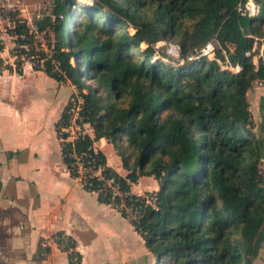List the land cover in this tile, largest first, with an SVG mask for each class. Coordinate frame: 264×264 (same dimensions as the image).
<instances>
[{
	"label": "trees",
	"instance_id": "16d2710c",
	"mask_svg": "<svg viewBox=\"0 0 264 264\" xmlns=\"http://www.w3.org/2000/svg\"><path fill=\"white\" fill-rule=\"evenodd\" d=\"M246 1L91 0L74 14L78 1L54 0V19L44 17L34 29L15 18L9 29L25 57L17 59V73L29 62L74 85L83 99L91 135L66 140L65 109L55 125L70 175L79 177L73 153L94 158L101 176L87 173L83 187L124 217L108 181L123 193L141 176L157 181L155 208L143 205L141 216L129 219L151 264H252L264 240V143L247 98L252 83L264 80V0H254L253 16L238 10ZM38 33L45 49L36 46ZM159 41L176 43L178 56L156 48ZM210 41L215 58H193ZM255 47L262 48L258 65ZM1 69L13 67L0 57ZM100 138L125 175L95 147ZM62 236L69 264H78L71 237L53 240ZM48 252L40 240L39 258Z\"/></svg>",
	"mask_w": 264,
	"mask_h": 264
},
{
	"label": "crops",
	"instance_id": "0c3cea01",
	"mask_svg": "<svg viewBox=\"0 0 264 264\" xmlns=\"http://www.w3.org/2000/svg\"><path fill=\"white\" fill-rule=\"evenodd\" d=\"M10 48L8 44L0 54L5 64ZM43 74L29 62L21 74L14 68L0 70V264H69L68 253L52 241L57 233L73 239L81 264H151L129 219L100 203L66 169L55 125L77 89L54 79L57 90L51 96L39 83L50 81ZM62 87L67 90L57 97ZM256 103L257 115H252L264 141V90ZM94 145L111 166L104 152L110 144L100 138ZM139 182L131 185L132 193L158 189L157 181L146 189ZM40 240L49 245L43 259L38 256Z\"/></svg>",
	"mask_w": 264,
	"mask_h": 264
},
{
	"label": "built area",
	"instance_id": "2783aa9c",
	"mask_svg": "<svg viewBox=\"0 0 264 264\" xmlns=\"http://www.w3.org/2000/svg\"><path fill=\"white\" fill-rule=\"evenodd\" d=\"M258 5L254 0H247L243 6H239L238 10L242 15L253 16L257 12ZM27 5L24 0H0V54L2 49L8 46V43H12L11 48L9 49V62L13 68L16 66L17 59H25L24 56H19L17 52L16 44L14 42V36L9 32V29L13 26V21L15 18H20L22 20L27 19ZM38 15V14H37ZM163 41L157 42L154 46L158 48L159 43ZM169 52L168 54L177 57L178 56V45L172 41L168 42ZM215 44L213 41L205 44L199 51L193 56V58H200L202 56H206L209 59H214L215 54ZM31 58V57H27ZM223 66V65H222ZM227 67V65H225ZM231 70H238L239 67H229ZM262 80H259L261 83ZM83 99L79 95L78 92L74 93L69 97L65 105V112L67 114V125L62 128V132L66 133V140L73 141L77 136L82 135L84 133L92 134L90 127L86 122L83 121L81 110H82ZM94 152L96 148H93ZM74 165L76 166L79 177H77L80 182H84L86 179V174L90 173L91 175L101 176V167L94 168L91 163L94 158H91L90 155L84 154H76L72 155ZM90 158V159H86ZM112 181L109 180L108 184L110 186L112 196L118 197L120 199L118 208L121 209L128 219H137L142 214L141 207L146 204H150L153 208H155L154 196L152 193L146 194H135L134 198L132 197V193L130 192H121L119 186L116 184L110 185ZM128 196V203L126 204L124 200ZM140 203V204H139ZM142 203V204H141ZM57 242V246L65 247L67 244V238L62 236L57 238L55 241ZM56 244V243H55ZM43 254V253H42ZM73 262H78L76 259H73ZM81 264V261L78 263Z\"/></svg>",
	"mask_w": 264,
	"mask_h": 264
},
{
	"label": "rangeland",
	"instance_id": "374dc122",
	"mask_svg": "<svg viewBox=\"0 0 264 264\" xmlns=\"http://www.w3.org/2000/svg\"><path fill=\"white\" fill-rule=\"evenodd\" d=\"M76 1H78L79 3L75 6H73L74 7V10H73L74 14H76L77 12H80V10L82 8H84L85 6H88V4L90 3L91 0H76ZM24 2L26 3L27 10H28L26 12L27 19H25V21L32 28L36 29V22L38 20L44 18V17H50L51 19H54V17H55V15L53 13V7L55 4L54 0H24ZM131 32H132V30H131ZM36 38H37L36 39L37 41L35 43H36L37 48H39V46H38V42H39L40 47L45 49L46 48V39L43 37V33H38L36 35ZM13 40H15V39H13ZM8 44H9V46L12 45V43H10V42ZM142 47H144V45ZM158 48H160L166 54H168V52H169L168 42L159 43ZM252 51L254 53L252 56L253 61L256 65H258V58L262 54V48L257 49L255 47ZM162 58L165 62H168V60L166 58H164V57H162ZM43 75L46 79H49L50 81L49 82L48 81L43 82L42 80H40L39 83H41L42 86H46L45 88L49 89V93L52 96V94L54 92H56V90H57V87H56L57 83H56V81H54L53 78L47 76L46 74H43ZM261 83L262 84H260L259 81H257V80L254 81L252 83L250 90L248 91V100L250 102V109L255 114V116L257 115V112H256L257 111V103H256L257 93L260 90H264V80H262ZM72 86H74V85H72ZM66 90H67V87H65V88L62 87V89L60 90L57 97H60V95L62 93H65ZM76 92H78V91H76ZM73 94L74 93H72L71 95H73ZM69 97H68V99H69ZM255 131H256L258 138L261 141V143H264V141H262L263 136L261 134H258L257 128L255 129ZM112 148L113 147L111 144L108 145V147L104 148V152L109 157L110 165L112 166V168H115L116 170H118V172H120L121 174H125L126 170L120 164L121 163L120 157L114 152V150ZM263 153H264V147H263ZM261 168L264 171V160L261 163ZM139 179H140L139 186H141L143 189L150 188V187H153L156 185V183H155L156 180L154 178H152L151 176H141ZM152 192H148V193H152ZM144 194H146V193H144ZM252 264H264V240L261 243V247L259 248L257 256L254 258Z\"/></svg>",
	"mask_w": 264,
	"mask_h": 264
}]
</instances>
